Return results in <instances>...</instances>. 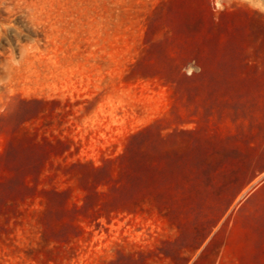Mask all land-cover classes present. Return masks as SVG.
I'll return each mask as SVG.
<instances>
[{
    "label": "rangeland",
    "instance_id": "374dc122",
    "mask_svg": "<svg viewBox=\"0 0 264 264\" xmlns=\"http://www.w3.org/2000/svg\"><path fill=\"white\" fill-rule=\"evenodd\" d=\"M213 16L212 0L0 9L39 46L0 104V264H174L216 220L264 264V17Z\"/></svg>",
    "mask_w": 264,
    "mask_h": 264
},
{
    "label": "clouds",
    "instance_id": "9594fccd",
    "mask_svg": "<svg viewBox=\"0 0 264 264\" xmlns=\"http://www.w3.org/2000/svg\"><path fill=\"white\" fill-rule=\"evenodd\" d=\"M246 6L252 11L264 17V0H212V7L214 11L213 20L219 23L220 13L232 7ZM11 7V0H0V9L8 12ZM10 29H15L16 45L19 46L20 54L17 58L16 50L12 46L11 41H8V46L0 45V104L3 103V97L6 94L11 96L14 94L13 88L10 87L12 74L14 70L21 68L25 57L31 55L38 46L36 39H31L30 42L23 43L22 38L25 37L24 31L14 25L4 22V18L0 17V41L7 39V34ZM4 109L0 107V112Z\"/></svg>",
    "mask_w": 264,
    "mask_h": 264
},
{
    "label": "crops",
    "instance_id": "0c3cea01",
    "mask_svg": "<svg viewBox=\"0 0 264 264\" xmlns=\"http://www.w3.org/2000/svg\"><path fill=\"white\" fill-rule=\"evenodd\" d=\"M216 222L211 223L194 244L183 249L174 264H243L244 254L238 249L240 244L231 242L230 233Z\"/></svg>",
    "mask_w": 264,
    "mask_h": 264
}]
</instances>
